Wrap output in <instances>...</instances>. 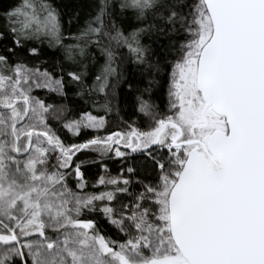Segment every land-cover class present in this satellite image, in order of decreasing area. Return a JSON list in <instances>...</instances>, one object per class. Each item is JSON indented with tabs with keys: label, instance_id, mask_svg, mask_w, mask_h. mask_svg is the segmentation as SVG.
Wrapping results in <instances>:
<instances>
[{
	"label": "snow or ice",
	"instance_id": "6c2138e0",
	"mask_svg": "<svg viewBox=\"0 0 264 264\" xmlns=\"http://www.w3.org/2000/svg\"><path fill=\"white\" fill-rule=\"evenodd\" d=\"M78 7L0 10V264H264V0Z\"/></svg>",
	"mask_w": 264,
	"mask_h": 264
},
{
	"label": "trees",
	"instance_id": "16d2710c",
	"mask_svg": "<svg viewBox=\"0 0 264 264\" xmlns=\"http://www.w3.org/2000/svg\"><path fill=\"white\" fill-rule=\"evenodd\" d=\"M18 2L19 0H0V10H3V8L14 5ZM55 3H57L58 5H65V4L69 5L70 9L72 7L79 6L77 10L84 13L87 11V8L85 6L88 3V0H55ZM124 68H125V75L132 76L134 83L140 79L139 72L134 64H126ZM122 87H123V94L118 97V103L120 104V107L122 110L119 113V118L115 116L109 117L108 127L110 131L126 130L125 122L131 123L126 113L130 114L131 112V103L133 101V96L129 94L130 90L127 88L126 85H122ZM38 95H44V93H38ZM161 95H162L161 93L159 92L157 93V97H155V99L157 100V103H160ZM141 126H143V122L138 120L137 127H141ZM88 132L90 133L91 130H88ZM99 134L107 135V132L102 130ZM64 136L69 142H77V143L79 142V139L73 136L71 133H64ZM90 158H94V157H90ZM109 166L110 168H112L113 175H115L116 168L118 166L114 164H110ZM98 172H99V169L95 165L90 166L89 174H88V180L90 183L93 182V177L96 176ZM105 230L108 231V228L106 227Z\"/></svg>",
	"mask_w": 264,
	"mask_h": 264
}]
</instances>
